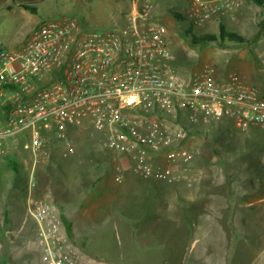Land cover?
Returning a JSON list of instances; mask_svg holds the SVG:
<instances>
[{"label": "built area", "instance_id": "2783aa9c", "mask_svg": "<svg viewBox=\"0 0 264 264\" xmlns=\"http://www.w3.org/2000/svg\"><path fill=\"white\" fill-rule=\"evenodd\" d=\"M160 1L125 0L122 24L103 32L75 20L44 21L18 48L0 35V156L9 141L22 140L34 166L67 126L91 128L115 166V181L127 163L144 180L175 185L194 158L187 139L205 125L264 131V85L235 76L219 82L209 66L191 77L176 73L166 27L153 14ZM185 2L189 14L178 12L197 26L232 18L238 6L236 0ZM27 213L42 264H80L51 202L30 201Z\"/></svg>", "mask_w": 264, "mask_h": 264}, {"label": "rangeland", "instance_id": "374dc122", "mask_svg": "<svg viewBox=\"0 0 264 264\" xmlns=\"http://www.w3.org/2000/svg\"><path fill=\"white\" fill-rule=\"evenodd\" d=\"M236 1L233 17L221 23L247 43L228 44L225 48L217 43H191L188 30L196 36L217 35V24L197 26L190 20H174L171 12L189 14L185 0L161 7L159 18L166 27L176 73L191 77L209 66L215 69L219 82H229V76L244 82L246 73L252 75L254 85H264V29L260 26L264 6ZM20 4L35 11L24 10ZM124 8L125 0H0V35L7 47L18 48L44 21L75 20L85 29L103 32L122 24ZM187 128L196 131L201 127L187 124ZM203 130L207 136L195 134L187 139L185 146L193 149L194 158L183 171V180L169 185H184L186 196L193 197V205L168 206L169 200L158 197L157 205L150 208L148 198L143 196L138 202L139 210L128 199V205L117 206L108 214L103 227L98 226L97 218L93 223L80 224L79 236L68 237L77 249L80 264H264L258 196L252 190L249 193L247 182L248 177H262L257 161L264 163V156L232 159V152L241 151V137L246 133L235 130L232 124L209 123ZM99 139L100 135L91 128L67 126L62 138H54L46 145L45 157L34 166L31 154L22 148V140L8 142L16 150L0 156V201L7 203L5 226L11 238L19 229V219L25 218L32 186L37 197L33 200H41L40 195L55 201L70 197L75 182L85 183L78 172L89 169L93 149L101 147ZM58 208L62 212V207ZM25 222L27 228L22 236L28 237L32 220L26 216ZM36 263L41 264L38 258Z\"/></svg>", "mask_w": 264, "mask_h": 264}, {"label": "crops", "instance_id": "0c3cea01", "mask_svg": "<svg viewBox=\"0 0 264 264\" xmlns=\"http://www.w3.org/2000/svg\"><path fill=\"white\" fill-rule=\"evenodd\" d=\"M243 74L244 82L254 85L253 80L250 78L252 75ZM15 150V145H5L4 154L6 155L10 152L14 153ZM75 151L77 152L76 149ZM79 152H81V155L84 154L82 148ZM102 153H104L105 158H103ZM92 154H94V159L91 160L89 169L84 170L81 168V171L78 172V174H81V176L85 178V183L82 185L75 182L71 187L73 192H71L70 197H64L59 201H55L51 196L44 195L42 197L40 195L43 200L51 202L58 209L63 221L64 230L68 237H70V234L71 236H79L77 228L80 224L92 221L95 222L96 218L97 222H99L98 226L103 227L107 221L108 214L112 213L117 206L128 205V199H130V204L135 210L138 209V202L143 196L148 198L150 208H154V206L157 205L156 202L158 201L156 200L158 197L161 198V200H164V198L169 200V202H167L168 206L173 204L174 206L180 205L188 207L194 203L193 197L189 199L186 196L184 185L169 186L163 182L144 180L130 173V170L127 169V163L121 164L124 169V175L121 182H117L114 178L115 166L110 163L109 157L103 146L101 145L100 149L97 150L93 149ZM77 155L79 154L77 153ZM76 163L78 162L76 161ZM79 165H81V163ZM33 193L32 186V189H30L28 193L27 207L24 214L25 218L28 216L27 209L29 202L37 198L36 196L34 197ZM154 195L156 196L154 197ZM257 196L259 201V229H261L260 235H263V184L260 185ZM6 204V201H0V264H37V258L38 262L42 264L40 260V250L35 244L36 229L33 220L31 219L32 225H30L31 230L28 237L22 236L27 228V222H25V218H22L18 221L19 229L16 232V236L11 238L7 232L8 228L5 226L8 221L7 213L5 212ZM57 204L62 207V212L59 210ZM262 240H264V238H262ZM262 244L264 245V242Z\"/></svg>", "mask_w": 264, "mask_h": 264}, {"label": "trees", "instance_id": "16d2710c", "mask_svg": "<svg viewBox=\"0 0 264 264\" xmlns=\"http://www.w3.org/2000/svg\"><path fill=\"white\" fill-rule=\"evenodd\" d=\"M248 2L253 3L256 6L262 7L264 6V0H247ZM171 2V0H162L158 3L157 7H156V11L153 12L154 15H160L162 13L161 11V7L164 5H169V3ZM19 7L23 8L24 10L30 11V12H34L35 8L27 6V5H23L20 4ZM172 17L174 20L176 21H187V19L181 15L178 12H171ZM222 20L219 21H212V23L217 24V35L216 34H209V33H205V34H200L198 36H196L195 34H193L191 31H187V36H190V41L194 46H199L202 44H213V43H217L220 47L225 48L227 47L228 44H237V45H241L244 43H247L246 39H244L243 37H241L240 35H237L236 33L233 32H229L227 31V29L225 28V26L221 23ZM260 26L262 29H264V19L261 20L260 22ZM190 133V131H189ZM198 136L199 135H205L207 136V134L205 133V131H196V133ZM242 138V145H240L239 149H241V151H235L232 152V155H230V157L233 158H238L236 160L239 159H245L244 157H246L245 155H251V156H255L258 159L260 158V156H264V131L258 130V129H252L248 132H246ZM244 144V145H243ZM235 147V146H234ZM235 149H237L235 147ZM258 162V169H261V171L263 172L262 177H258L254 176V177H246V179L248 180V185H249V193L252 192H258L260 185L263 184L264 185V163L262 162ZM256 161H254V163H257ZM254 167H252L253 169ZM250 171V169H249ZM245 179V180H246ZM257 182V183H256ZM256 187L258 188L257 191ZM245 193L243 195V197H245Z\"/></svg>", "mask_w": 264, "mask_h": 264}]
</instances>
